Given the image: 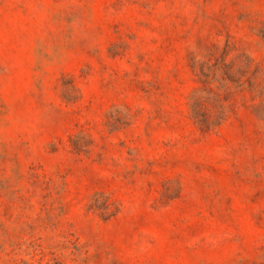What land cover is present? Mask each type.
Here are the masks:
<instances>
[{
	"label": "rangeland",
	"instance_id": "rangeland-1",
	"mask_svg": "<svg viewBox=\"0 0 264 264\" xmlns=\"http://www.w3.org/2000/svg\"><path fill=\"white\" fill-rule=\"evenodd\" d=\"M0 264H264V0H0Z\"/></svg>",
	"mask_w": 264,
	"mask_h": 264
}]
</instances>
